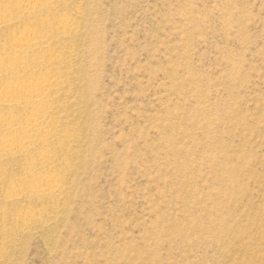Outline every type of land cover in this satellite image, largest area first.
<instances>
[{
  "label": "rangeland",
  "instance_id": "1",
  "mask_svg": "<svg viewBox=\"0 0 264 264\" xmlns=\"http://www.w3.org/2000/svg\"><path fill=\"white\" fill-rule=\"evenodd\" d=\"M42 17L69 22L46 52L51 156L0 158V264H264V0H60ZM40 167L51 197L11 198Z\"/></svg>",
  "mask_w": 264,
  "mask_h": 264
},
{
  "label": "bare ground",
  "instance_id": "2",
  "mask_svg": "<svg viewBox=\"0 0 264 264\" xmlns=\"http://www.w3.org/2000/svg\"><path fill=\"white\" fill-rule=\"evenodd\" d=\"M3 1L9 7H5ZM59 1L0 0V28L22 25L20 31L0 43V81H5V84L6 80L10 81V84L2 83L4 86H0V112L5 114L1 121L5 133L0 132V158L19 157L28 168L36 159L44 160L51 156L42 147L51 137L52 126L56 123L51 117V99L57 86L58 72L53 67L47 69L51 61L46 52L50 50L55 36L68 33L69 22L60 19L53 23L48 16H42L55 12ZM42 67L45 72H42ZM17 112L21 116H15ZM35 151H39L36 159L31 156ZM45 169L40 167L32 175L38 180L36 185L32 182L29 184V181L28 188H15L17 194L11 195V198L21 193L23 196L25 193L27 199L48 197L52 188H57L59 184H56L58 181L55 178L46 175ZM27 171L25 174L31 176V170Z\"/></svg>",
  "mask_w": 264,
  "mask_h": 264
}]
</instances>
